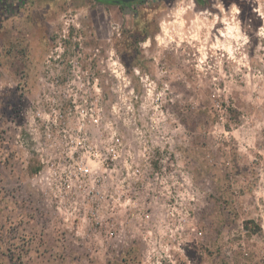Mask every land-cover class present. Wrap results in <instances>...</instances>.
Returning <instances> with one entry per match:
<instances>
[{"label": "rangeland", "instance_id": "374dc122", "mask_svg": "<svg viewBox=\"0 0 264 264\" xmlns=\"http://www.w3.org/2000/svg\"><path fill=\"white\" fill-rule=\"evenodd\" d=\"M0 0V264H264V0Z\"/></svg>", "mask_w": 264, "mask_h": 264}, {"label": "flooded vegetation", "instance_id": "af4514ba", "mask_svg": "<svg viewBox=\"0 0 264 264\" xmlns=\"http://www.w3.org/2000/svg\"><path fill=\"white\" fill-rule=\"evenodd\" d=\"M94 1L99 3V4H103V5H121V4H125L122 0H112V2L110 4L101 2L100 0H94ZM141 1H143V0H139L138 2H141Z\"/></svg>", "mask_w": 264, "mask_h": 264}, {"label": "trees", "instance_id": "16d2710c", "mask_svg": "<svg viewBox=\"0 0 264 264\" xmlns=\"http://www.w3.org/2000/svg\"><path fill=\"white\" fill-rule=\"evenodd\" d=\"M100 1H101V2H104V3H108V4H110V3L112 2V0H100ZM136 2H138V1L130 2V3H125V4L131 5L132 3H136ZM196 2H197L198 4H201V3H202L201 0H196Z\"/></svg>", "mask_w": 264, "mask_h": 264}, {"label": "water", "instance_id": "95a60500", "mask_svg": "<svg viewBox=\"0 0 264 264\" xmlns=\"http://www.w3.org/2000/svg\"><path fill=\"white\" fill-rule=\"evenodd\" d=\"M124 3H130V2H135V1H139V0H122Z\"/></svg>", "mask_w": 264, "mask_h": 264}]
</instances>
